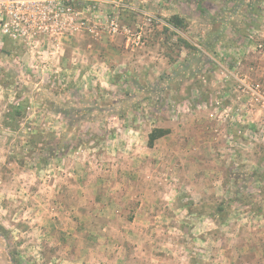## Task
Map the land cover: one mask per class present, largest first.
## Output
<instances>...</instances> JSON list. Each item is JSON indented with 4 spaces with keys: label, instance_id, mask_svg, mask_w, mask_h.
Masks as SVG:
<instances>
[{
    "label": "rangeland",
    "instance_id": "rangeland-1",
    "mask_svg": "<svg viewBox=\"0 0 264 264\" xmlns=\"http://www.w3.org/2000/svg\"><path fill=\"white\" fill-rule=\"evenodd\" d=\"M115 1H74L68 35L0 31V264H99L97 236L126 233L139 187L179 191L161 202L197 218L200 247L179 264H264V0H183L178 15ZM155 128L171 133L131 166L130 140ZM229 215L243 224L228 240Z\"/></svg>",
    "mask_w": 264,
    "mask_h": 264
},
{
    "label": "crops",
    "instance_id": "crops-1",
    "mask_svg": "<svg viewBox=\"0 0 264 264\" xmlns=\"http://www.w3.org/2000/svg\"><path fill=\"white\" fill-rule=\"evenodd\" d=\"M121 1L123 0H116L115 2L117 4H122ZM164 1L165 0H126L129 5L140 6L139 9L147 10L149 12H161L162 15H170L172 13H175L173 15L181 14L180 11L177 12L175 7H178L179 4H183V0H173V2L170 0L168 3H165ZM55 43L56 40L52 41L53 46H55ZM63 45L64 43H62V46ZM128 46L129 44L127 43V47ZM130 51V53H134V55H132L133 60L137 59L138 53L135 52L138 50L134 48ZM37 53L39 54L40 52ZM52 54H54V52ZM133 60L130 61V63L133 62ZM135 62L136 61H134V63ZM36 65H39V63ZM47 65L51 67L56 66V64ZM148 136H146L145 140H141L139 142H136V139L130 140L129 145L126 147V149L129 150L127 153H129L131 166H136L138 164L137 162H139L142 158L143 160H146V156L143 155L145 151H152L155 149L157 141L155 142L153 148H149ZM162 139H159L158 141H161ZM174 148H176V146ZM110 160L111 159H109V161ZM129 176L133 180L136 177L137 180L140 178V183L142 184L143 182L148 184V179L150 182L157 179L152 173H145L142 175L131 173ZM139 188L135 191V197L139 196L140 204L131 209V221H129L125 227L126 233L110 232V234H105L101 232L97 236V241L101 247L99 252L96 254L97 261L99 264H111L110 260L115 263L126 261L127 264H146V262H150V264H160L164 261L174 262L171 264H179V262H186L188 257H191L190 255L194 253L193 248L195 245L198 246L199 230L196 221L197 218H193L192 216L194 215L188 213L183 206L174 203V201L166 204L161 202V198L174 196L178 194L179 191L174 189L162 190L159 188ZM256 213H258V211ZM229 218H231L230 215L228 219L225 220V225L221 227L222 231H226L227 236L229 234L228 240L230 239L229 237L231 233L232 235H235L236 233H240L242 231V228L240 227L243 224L241 221L235 220L234 218L229 220ZM183 219L185 222H183ZM213 220V217H205V241L204 239H201L205 242V245L214 242L213 229L215 227V222ZM249 225H252V223H249ZM261 225V222L257 221V224L253 228L248 226L244 228H248V230L250 229L249 231H254V233H256L257 230L260 229ZM202 228L205 229V227ZM102 229L100 231H106L108 228ZM237 237H239L240 242L243 241L240 235ZM123 238L126 239L129 245L124 253L122 252L123 246H119L125 243ZM212 239L213 241L210 242ZM245 245H247L248 248L253 247V244L248 245L246 243ZM115 248L119 249L117 255L120 256L118 257H116L113 253ZM199 251L201 253L203 252L201 250ZM205 252L207 255V251ZM196 253L197 252H195V255ZM242 264H252V262L245 259Z\"/></svg>",
    "mask_w": 264,
    "mask_h": 264
},
{
    "label": "built area",
    "instance_id": "built-area-1",
    "mask_svg": "<svg viewBox=\"0 0 264 264\" xmlns=\"http://www.w3.org/2000/svg\"><path fill=\"white\" fill-rule=\"evenodd\" d=\"M74 1L76 0H0V31L15 39L35 36L37 32L42 33L45 38L48 35L52 38L68 35ZM9 22H12V26ZM109 31L113 35L121 33V27L115 19L111 20ZM127 34H131L130 31ZM132 37L133 43L140 46L142 35L132 34Z\"/></svg>",
    "mask_w": 264,
    "mask_h": 264
},
{
    "label": "trees",
    "instance_id": "trees-1",
    "mask_svg": "<svg viewBox=\"0 0 264 264\" xmlns=\"http://www.w3.org/2000/svg\"><path fill=\"white\" fill-rule=\"evenodd\" d=\"M169 23H170V25L173 28H176V29H178L180 31L185 30L187 28V26H188V24H186V22L183 19H181V17H179V16H176V17L172 18L169 21ZM181 43H184V45H186L187 48H192L188 43H185L183 40H181ZM203 46H204V48L208 47V45H206V44L203 45ZM192 49H195V48H192ZM57 113L62 115V117H66L68 115V112L64 111L63 109H58ZM15 116L16 117H20L21 116L20 108H16ZM170 133H171L170 129H165V128H155V129H153L151 131V133L149 134V136H148V147L149 148H153L156 141L168 136ZM49 151H50V153H53V149L52 148H50ZM0 236L5 238L6 241L8 243H10L9 242L10 237L8 235V230L4 226H2V224H0ZM9 255L11 257V262L13 264H20L19 261L16 258V253L15 252H10Z\"/></svg>",
    "mask_w": 264,
    "mask_h": 264
}]
</instances>
